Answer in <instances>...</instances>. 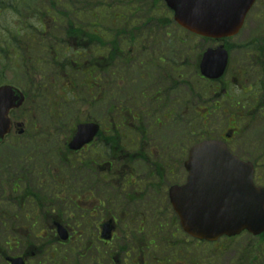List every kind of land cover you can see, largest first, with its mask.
<instances>
[{"label": "flooded vegetation", "instance_id": "1", "mask_svg": "<svg viewBox=\"0 0 264 264\" xmlns=\"http://www.w3.org/2000/svg\"><path fill=\"white\" fill-rule=\"evenodd\" d=\"M249 19L234 39L193 38L189 60L180 42L172 54L159 39V22L138 25L132 39H141L126 49L119 32L111 31L107 45L94 30L95 43L82 45L97 56L83 75L86 85L98 80L104 110L94 100L72 102L47 124L41 112H13L32 129L12 133L0 152V264H200L199 243L184 237L169 197L177 175L186 173L189 126L198 141L226 142L254 164L255 182H264V0ZM221 46L230 65L211 81L201 61ZM249 74L259 79L246 85ZM91 122L100 126L96 138L72 150L79 125ZM162 207L161 215L147 211ZM263 242L232 240L213 254L264 264Z\"/></svg>", "mask_w": 264, "mask_h": 264}, {"label": "water", "instance_id": "2", "mask_svg": "<svg viewBox=\"0 0 264 264\" xmlns=\"http://www.w3.org/2000/svg\"><path fill=\"white\" fill-rule=\"evenodd\" d=\"M167 5L175 12L176 21L187 29L210 38L234 36L242 28L246 14L252 8L255 0H166ZM13 88L0 89V141L10 130L9 110L21 105ZM91 126L80 128L79 136L74 140V147L81 148L86 138H92L96 133ZM86 132V133H85ZM91 136V137H90ZM91 140V139H89ZM215 146L206 143L194 148L192 159L201 163L203 149ZM223 166L219 170L221 183H226V193L217 196H206L207 189L218 187L217 184H206V175L197 170L194 188V209L196 216L191 221L188 205L180 206V213L185 229L193 232L201 239H218L222 232L236 233L248 229L253 233L264 231V190L256 188L252 178L240 182L237 178L243 172L242 163L223 149ZM193 160V161H194ZM237 177V178H236ZM192 188V187H191ZM211 228V229H210Z\"/></svg>", "mask_w": 264, "mask_h": 264}, {"label": "rangeland", "instance_id": "3", "mask_svg": "<svg viewBox=\"0 0 264 264\" xmlns=\"http://www.w3.org/2000/svg\"><path fill=\"white\" fill-rule=\"evenodd\" d=\"M72 1L76 3V9L79 10V11H83L86 8H90L91 6H93V8L96 7V5H97L96 2L97 1H98V5H99V0H72ZM101 1H103V0H101ZM98 5H97V7H98ZM96 10L98 11V9H96ZM17 20H18V17L15 14H13V13H11L9 11L7 13H5L4 16L0 17V30H2V29L4 30V37H6V38L10 37L12 39L16 38L15 33L13 31V28H14V26H16ZM31 23L33 24L34 22L32 21ZM49 31L50 32L53 31L54 35H56L59 38V40L55 41L52 44V46H54V45L60 46L61 39L65 36L64 31L56 30L55 25H53V26L50 25L49 26ZM0 36L1 37L3 36V32L0 33ZM60 57H61V59L64 58L62 54H60ZM83 61H87V59L83 60ZM16 76L17 75L15 74V71L12 70V68H10V69H7L6 72L0 73V81L7 82V83H10V82L12 83L13 82V84L15 83V85H22L23 82H24V81H21V79H20L22 77H16ZM73 77H76V75H74ZM96 82L98 83V80H96ZM108 85H109V89L112 90V85L110 83ZM71 87H72L71 84L68 83V82L63 84L62 89H61V96H60L61 100L65 101V102H68V98H65L67 92H69L70 99L76 100L75 95L72 93ZM82 90L85 93L86 90L84 88H82ZM186 90H187V88H186ZM76 95H77V93H76ZM108 100H109L110 103H112V100H110V99H108ZM78 101L84 102V101H87V100H81V98L79 97ZM43 106H42L43 113H47L46 108H44ZM63 106L65 107V111H66V105L63 104L61 106V108ZM80 106H81V109H82L83 112L87 111V107L83 106V103H80ZM97 110L99 112H102L104 110V107L99 105V106H97ZM68 113L70 114L71 112L68 111ZM48 120H49L48 116L43 117V124H47ZM140 209L138 207H134L135 211H139ZM141 210H143V209H141ZM147 211L150 213V215H151L152 212L154 214L156 213L154 211V208H151V209L147 208Z\"/></svg>", "mask_w": 264, "mask_h": 264}]
</instances>
